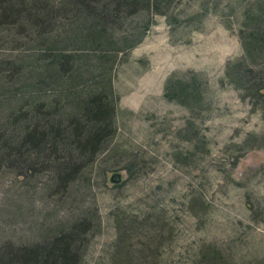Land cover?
I'll return each instance as SVG.
<instances>
[{
  "label": "rangeland",
  "instance_id": "obj_1",
  "mask_svg": "<svg viewBox=\"0 0 264 264\" xmlns=\"http://www.w3.org/2000/svg\"><path fill=\"white\" fill-rule=\"evenodd\" d=\"M136 1L101 57L72 41L67 0H0L2 131H69L99 91L115 104L70 186L49 151L27 170L3 161L0 246L87 219L78 264H264V0Z\"/></svg>",
  "mask_w": 264,
  "mask_h": 264
},
{
  "label": "trees",
  "instance_id": "obj_2",
  "mask_svg": "<svg viewBox=\"0 0 264 264\" xmlns=\"http://www.w3.org/2000/svg\"><path fill=\"white\" fill-rule=\"evenodd\" d=\"M139 1L148 5V9L153 13L161 12L157 5L162 0ZM136 3V0H67V5L72 6L73 16L77 19V32L73 35L72 41L84 49L97 50L98 54H103L101 57H104L105 52L112 50L110 43L108 44L110 39L106 31L110 28L109 24L113 23V17L119 15L122 7H131ZM5 5L0 8L5 9L3 8ZM5 10L10 12L9 9ZM17 11L22 14L24 10ZM115 50L118 52V49ZM55 53V58L62 66L67 57L66 50L59 48ZM77 110H80L78 114L81 115V119L70 124L69 131L67 126L58 130L57 123H50L46 128L35 127L22 137L12 138L0 129V168L3 161L8 160V163H12V159L15 162L11 165L16 164L17 168L25 166L27 170L33 163L28 157L49 151L55 157L52 159V166L55 169L56 185L70 186L80 178L83 168L93 163L100 148L112 136L115 104L106 91H99L79 103ZM51 125H55L56 128L53 130ZM60 151L67 155L57 156ZM88 224L87 219H82L65 229L57 230L48 236L49 239L38 243L3 244L0 246V264H78L80 236L90 229Z\"/></svg>",
  "mask_w": 264,
  "mask_h": 264
},
{
  "label": "water",
  "instance_id": "obj_3",
  "mask_svg": "<svg viewBox=\"0 0 264 264\" xmlns=\"http://www.w3.org/2000/svg\"><path fill=\"white\" fill-rule=\"evenodd\" d=\"M115 176H116V175H115ZM115 176H112V180H113V178H114Z\"/></svg>",
  "mask_w": 264,
  "mask_h": 264
}]
</instances>
